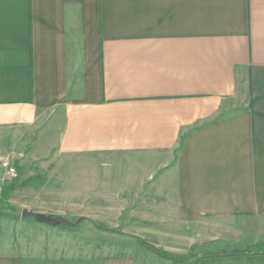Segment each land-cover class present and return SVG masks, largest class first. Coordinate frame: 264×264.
<instances>
[{"label":"crops","instance_id":"obj_1","mask_svg":"<svg viewBox=\"0 0 264 264\" xmlns=\"http://www.w3.org/2000/svg\"><path fill=\"white\" fill-rule=\"evenodd\" d=\"M12 137L136 179L73 228L0 212V264H264V0H0Z\"/></svg>","mask_w":264,"mask_h":264},{"label":"rangeland","instance_id":"obj_2","mask_svg":"<svg viewBox=\"0 0 264 264\" xmlns=\"http://www.w3.org/2000/svg\"><path fill=\"white\" fill-rule=\"evenodd\" d=\"M1 159L10 160L15 168L13 178H6L3 175V186L11 183L20 184L24 180L33 181L27 188H16L15 190L22 191L13 198L11 203L8 202V196L13 191L7 193L6 201L0 202L1 213L16 215L19 220L21 212L27 210L43 211L42 213L46 215L65 217L70 223H74L77 215L75 213L79 212L77 210L87 207L74 200L75 197L84 196L86 191L83 189L84 185L99 188L106 182L136 179L134 174L127 170V168L136 166L133 162L121 159L114 161L104 157H43L33 150V141L28 138L12 137L5 142L0 138ZM80 202L83 203V201ZM18 223L19 237L24 234L27 236L30 229L20 226L21 221ZM22 229L26 230L20 231ZM101 240H104L101 243H105L104 238ZM159 253L163 256L161 264H168L165 259H170L172 256L162 250ZM144 256L148 258L146 254Z\"/></svg>","mask_w":264,"mask_h":264},{"label":"water","instance_id":"obj_3","mask_svg":"<svg viewBox=\"0 0 264 264\" xmlns=\"http://www.w3.org/2000/svg\"><path fill=\"white\" fill-rule=\"evenodd\" d=\"M21 218L22 219H31L34 222L45 225L48 227H67V228H73L75 227L79 221H76L75 223H70L66 219L60 216H54V215H46L43 213L38 212H32L23 210L21 212Z\"/></svg>","mask_w":264,"mask_h":264},{"label":"trees","instance_id":"obj_4","mask_svg":"<svg viewBox=\"0 0 264 264\" xmlns=\"http://www.w3.org/2000/svg\"><path fill=\"white\" fill-rule=\"evenodd\" d=\"M33 183V181L30 180H24L22 182H20V184H10L8 186H3L2 187V191H1V196H0V202L6 201L7 198V193L10 191H14L16 188H27L29 186H31V184Z\"/></svg>","mask_w":264,"mask_h":264},{"label":"built area","instance_id":"obj_5","mask_svg":"<svg viewBox=\"0 0 264 264\" xmlns=\"http://www.w3.org/2000/svg\"><path fill=\"white\" fill-rule=\"evenodd\" d=\"M0 169L6 178H13L15 176L14 165L8 159H1L0 160Z\"/></svg>","mask_w":264,"mask_h":264}]
</instances>
